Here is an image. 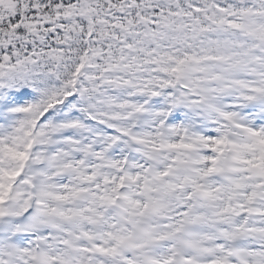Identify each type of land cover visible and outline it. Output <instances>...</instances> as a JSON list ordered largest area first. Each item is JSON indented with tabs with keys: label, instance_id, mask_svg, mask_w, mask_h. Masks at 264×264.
I'll return each mask as SVG.
<instances>
[{
	"label": "snow or ice",
	"instance_id": "snow-or-ice-1",
	"mask_svg": "<svg viewBox=\"0 0 264 264\" xmlns=\"http://www.w3.org/2000/svg\"><path fill=\"white\" fill-rule=\"evenodd\" d=\"M0 264H264V0H0Z\"/></svg>",
	"mask_w": 264,
	"mask_h": 264
}]
</instances>
